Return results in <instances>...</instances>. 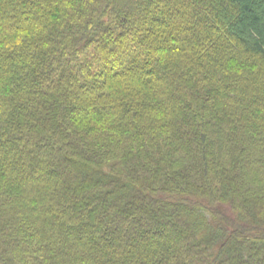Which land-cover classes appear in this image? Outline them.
<instances>
[{"label": "trees", "instance_id": "obj_1", "mask_svg": "<svg viewBox=\"0 0 264 264\" xmlns=\"http://www.w3.org/2000/svg\"><path fill=\"white\" fill-rule=\"evenodd\" d=\"M0 264H264V0H0Z\"/></svg>", "mask_w": 264, "mask_h": 264}]
</instances>
